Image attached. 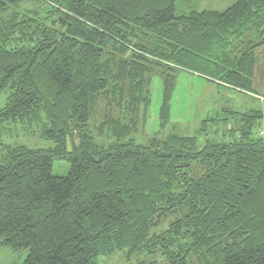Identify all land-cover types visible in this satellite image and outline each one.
<instances>
[{
    "label": "trees",
    "instance_id": "1",
    "mask_svg": "<svg viewBox=\"0 0 264 264\" xmlns=\"http://www.w3.org/2000/svg\"><path fill=\"white\" fill-rule=\"evenodd\" d=\"M177 1L190 0H0V134L16 124L53 142L0 143V246L25 251L21 264L116 251L142 264H264V111L130 138L155 73L161 128L178 70L253 93L264 0L181 14ZM54 160L69 163L65 176Z\"/></svg>",
    "mask_w": 264,
    "mask_h": 264
},
{
    "label": "rangeland",
    "instance_id": "2",
    "mask_svg": "<svg viewBox=\"0 0 264 264\" xmlns=\"http://www.w3.org/2000/svg\"><path fill=\"white\" fill-rule=\"evenodd\" d=\"M236 0H190L177 1L176 13L181 14L190 10H217L222 11L232 5ZM149 92V105L139 130L130 138L136 144H146L148 139L165 137L175 132L185 136L196 134L202 120L207 117L219 119L226 118L229 122L232 112H244L247 110L264 111V45L256 49V65L253 78V93L237 92L216 86L201 77L184 70L176 72L175 87L169 105V121L163 128L160 126L159 108L162 99V78L159 74L150 76L147 86ZM6 94L0 95V107L4 105ZM223 121H219L217 127L223 128ZM261 125L264 119H260ZM5 131L0 134V143L9 146L25 145L28 147L46 148L53 145L50 140L42 139L36 131H27L19 125H6ZM102 139V138H101ZM128 139V138H127ZM126 139V140H127ZM69 147V143H68ZM69 170V163L62 160H54L51 173L55 176H65ZM26 255L25 251H11L0 246V264H21ZM159 263L165 261L154 257ZM149 258L145 256H133L127 258L123 252L116 251L109 255L97 257L98 264H142ZM153 259V258H151Z\"/></svg>",
    "mask_w": 264,
    "mask_h": 264
},
{
    "label": "built area",
    "instance_id": "3",
    "mask_svg": "<svg viewBox=\"0 0 264 264\" xmlns=\"http://www.w3.org/2000/svg\"><path fill=\"white\" fill-rule=\"evenodd\" d=\"M256 137L261 138L264 140V124H259L254 131Z\"/></svg>",
    "mask_w": 264,
    "mask_h": 264
},
{
    "label": "crops",
    "instance_id": "4",
    "mask_svg": "<svg viewBox=\"0 0 264 264\" xmlns=\"http://www.w3.org/2000/svg\"><path fill=\"white\" fill-rule=\"evenodd\" d=\"M195 75V74H194ZM195 77H198L197 75H195ZM211 83V82H210ZM212 84H214V83H212ZM215 85V84H214Z\"/></svg>",
    "mask_w": 264,
    "mask_h": 264
}]
</instances>
